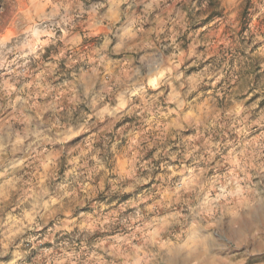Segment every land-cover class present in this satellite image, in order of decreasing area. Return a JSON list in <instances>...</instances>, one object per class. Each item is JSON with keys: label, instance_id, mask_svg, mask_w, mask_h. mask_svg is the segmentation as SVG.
Masks as SVG:
<instances>
[{"label": "clouds", "instance_id": "1", "mask_svg": "<svg viewBox=\"0 0 264 264\" xmlns=\"http://www.w3.org/2000/svg\"><path fill=\"white\" fill-rule=\"evenodd\" d=\"M0 264H264V0H0Z\"/></svg>", "mask_w": 264, "mask_h": 264}]
</instances>
